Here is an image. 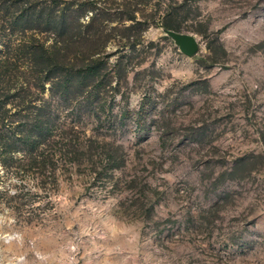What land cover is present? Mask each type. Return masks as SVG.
Returning a JSON list of instances; mask_svg holds the SVG:
<instances>
[{"label":"rangeland","instance_id":"rangeland-1","mask_svg":"<svg viewBox=\"0 0 264 264\" xmlns=\"http://www.w3.org/2000/svg\"><path fill=\"white\" fill-rule=\"evenodd\" d=\"M94 1L106 89L75 160L0 163V264H264V0Z\"/></svg>","mask_w":264,"mask_h":264},{"label":"trees","instance_id":"trees-1","mask_svg":"<svg viewBox=\"0 0 264 264\" xmlns=\"http://www.w3.org/2000/svg\"><path fill=\"white\" fill-rule=\"evenodd\" d=\"M96 4L0 0V163L7 175L43 180L57 156L76 159L75 126L62 119V107L91 105L109 80L100 54L106 12ZM162 28L177 31L167 23Z\"/></svg>","mask_w":264,"mask_h":264},{"label":"water","instance_id":"water-1","mask_svg":"<svg viewBox=\"0 0 264 264\" xmlns=\"http://www.w3.org/2000/svg\"><path fill=\"white\" fill-rule=\"evenodd\" d=\"M161 30L174 42L183 55L190 57L198 51V40L193 35L167 28H161Z\"/></svg>","mask_w":264,"mask_h":264}]
</instances>
